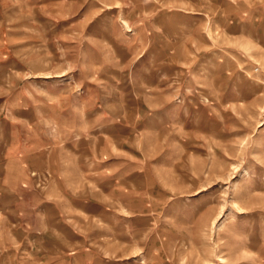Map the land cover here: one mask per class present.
I'll use <instances>...</instances> for the list:
<instances>
[{
    "label": "rangeland",
    "instance_id": "374dc122",
    "mask_svg": "<svg viewBox=\"0 0 264 264\" xmlns=\"http://www.w3.org/2000/svg\"><path fill=\"white\" fill-rule=\"evenodd\" d=\"M3 1L0 90L30 109L37 146L75 143L77 188L107 205L92 206L94 264H264V0L191 1L209 14L206 46L178 11L171 26L197 29L186 43L153 36L148 0ZM223 45L247 69L238 83L216 72Z\"/></svg>",
    "mask_w": 264,
    "mask_h": 264
},
{
    "label": "crops",
    "instance_id": "0c3cea01",
    "mask_svg": "<svg viewBox=\"0 0 264 264\" xmlns=\"http://www.w3.org/2000/svg\"><path fill=\"white\" fill-rule=\"evenodd\" d=\"M148 1L151 4L150 32L167 45H183L186 35L195 33L197 29L203 38V42L198 41V45L206 46L212 40V34L207 29L202 30L206 28L209 14L195 6L197 16H191L194 13H190L188 4L195 0H180V4L187 2V5L176 8L172 5L173 0ZM203 1L212 3L216 0ZM4 2H0V27L5 26L10 12H14ZM166 2L171 6H158ZM175 11L184 13L182 15L187 20L190 17L199 20L198 28L186 26V23L171 26L169 19L175 16ZM233 16L238 21L237 15ZM236 27L237 24H229L224 32L229 37H238L234 30ZM9 42H0V48L5 50V55L0 57V67L13 62L5 58L10 51ZM191 49H197V46H190ZM219 49L222 60L216 72L221 77V83H238L246 77L247 69L237 68L230 58L232 56L227 45ZM205 54H208L207 50ZM12 77H9L11 83ZM1 79L5 80L4 83L8 81L7 72L1 74ZM14 100V91L0 90V264H94V258L104 255L93 249L94 239L89 231L93 229L94 223L102 224L103 218L101 213H92V206L94 201L100 203L101 210L107 205L93 197L94 189L88 192L85 188H77V181L81 180L83 172L79 168L75 143L70 140L71 145H67L69 140H61L58 149L54 146H37L35 141L40 138L36 125L25 118V113L28 114L30 109L15 107ZM58 129L61 136L65 127L58 123ZM92 163L88 162L90 165ZM46 170L51 173L50 181L46 186H37L30 172ZM97 189V195H106L103 190Z\"/></svg>",
    "mask_w": 264,
    "mask_h": 264
}]
</instances>
